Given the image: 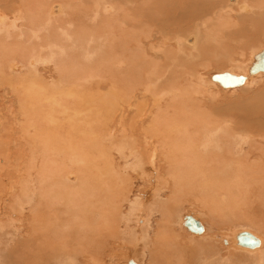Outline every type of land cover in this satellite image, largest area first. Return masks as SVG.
Listing matches in <instances>:
<instances>
[{
    "label": "bare ground",
    "instance_id": "bare-ground-1",
    "mask_svg": "<svg viewBox=\"0 0 264 264\" xmlns=\"http://www.w3.org/2000/svg\"><path fill=\"white\" fill-rule=\"evenodd\" d=\"M139 26L143 29L137 30ZM262 35L264 0H0V89L9 90H2L0 95V135L17 130L20 138L30 142L26 144L27 153L23 151L26 158L21 159L8 153L16 144L4 155L6 145L0 141V150L4 151L3 155L0 152V218H7L0 222V230L5 228L15 237L21 232L23 247L36 250L29 257L24 247L14 264H42L47 259L53 264L93 262L95 256L86 260L78 254L85 245L86 249L91 247L98 230L110 226L115 212H120V201L126 199L131 181L126 180V170L135 172L129 173L136 174L139 180L152 182L150 190L155 188L154 196L162 200L164 189L155 183L160 173L155 161L157 150L164 154L167 151L166 171L173 179L171 184L180 182L177 189V184L171 188L176 195L171 193L169 203L179 197L177 192L187 188L194 194L198 192L202 202L205 200L201 205L208 202L210 208L214 205L221 213L226 210L235 215L242 211L245 217L251 214L264 227V89L256 90L247 100L243 98L245 101L223 104L212 95L210 88L214 86L209 82L219 85L212 76L209 79L212 70H226L224 73L245 78L237 88L219 85L222 90L248 86L254 76L264 74H250L255 56L264 50L260 49ZM84 37L89 41L85 42ZM102 41L108 49L120 45L122 49L118 46L117 50H121L123 58H116L118 52L114 57L116 49L111 52L107 48L111 56L95 57ZM168 45L176 52L169 49L159 55L160 48ZM128 47L137 52L131 53ZM78 51L84 52L81 55ZM135 68L145 73L142 84L130 74L135 71L139 76ZM103 74L110 76L109 82ZM117 74L123 84L118 83ZM103 78L108 88L100 84ZM132 84L144 87L140 94H134L136 85ZM119 87L131 95L112 90L104 98V92ZM148 94H152L150 102ZM143 112V122L134 119ZM127 116L130 137L126 134L121 142H129L130 147L119 146L123 174L120 167L116 169L111 155L103 153L102 145L105 137L112 139L110 131H117L110 123L115 120L125 125ZM134 120L142 128L146 124L142 131L145 140L155 144L148 153L135 145L139 125ZM3 136L0 137L14 138H9L14 134ZM16 146L22 145L19 142ZM147 158L150 166L146 165ZM73 175L76 180H69ZM179 185L184 188L181 190ZM163 203H158L161 208ZM130 204L127 215L133 216L140 211V204ZM187 216L203 227L200 234L190 233L202 235L205 228L200 219ZM132 230L137 233V228ZM161 232L154 234L150 251L165 256L167 264H186L185 251L180 255L173 248L177 237L168 229ZM240 232L232 237L230 248L252 252L263 246L262 237L249 231L245 232L257 238L259 246H239L236 236ZM88 235H96V240ZM211 240L212 236H207L206 247L200 245V262L225 264L228 255L219 262L214 256L218 250L210 245ZM139 241L136 234L135 243ZM135 243L127 246L128 251L136 250ZM168 253L172 257L167 256V260ZM231 255L233 261L240 260L234 252Z\"/></svg>",
    "mask_w": 264,
    "mask_h": 264
},
{
    "label": "rangeland",
    "instance_id": "rangeland-1",
    "mask_svg": "<svg viewBox=\"0 0 264 264\" xmlns=\"http://www.w3.org/2000/svg\"><path fill=\"white\" fill-rule=\"evenodd\" d=\"M60 4H62V3H60ZM54 5H59V2L52 4V6H54ZM60 6H62V5H60ZM226 9L228 10V8H226ZM232 13H235V12L232 11ZM136 29L137 30H140V29H143V27L139 26ZM90 32H92V31H90ZM263 36L264 35H262V37ZM262 37L260 36V38H262ZM84 41L86 42V41H89V40L87 38H85ZM259 41H261V40L259 39ZM263 41H264V37L262 38V42ZM102 42H103V44L100 42L101 45L99 43L97 45L98 49L101 50V51H97V54H96L95 57H97V58L99 57V59L100 58L101 59L106 58V56L107 57L108 56H111L112 55L111 52H113L115 49H116L115 52H113L114 57H116V52H118L117 56H119V57H116V58H121L122 57V56H120V54H122L120 52L121 50L120 51L117 50V49H119L118 46H120V45H117V47H111V46H109L110 49H108V45L105 44V41H102ZM188 44H189V42H188ZM262 44L263 45L260 47V49H264V43H262ZM100 46H101V48L104 49V52L100 48ZM106 48H107L108 51L111 50V52L106 51L105 50ZM120 49H122V47ZM160 49L161 50H159V55H163V53L166 52V51L168 52L169 49L172 50L171 51L172 53L176 52V48H171V46H169V45L166 46V47H162ZM84 51H85V49H84ZM84 51H78V52L81 54ZM130 51H131V53H133V51L137 52V50H135L134 48H132V50L130 49ZM98 52H100V53H98ZM107 52L110 55L109 54L106 55ZM102 53H105V54H102ZM131 53H130V55H131ZM138 54L140 55V51L138 52ZM74 59H76V57ZM145 61H146V63H150V61L147 58L145 59ZM135 69L137 70L138 68H135ZM137 71L139 72V76L140 77L138 76L137 72H135V71L134 72H130V74H131V76H133V79H136L137 78L138 80H140V83L142 84L143 81H144V74L145 73H142L143 71H141V70H140L141 72L139 70H137ZM225 71L226 70H224V71L223 70L222 71L212 70L210 72V74H209V79H210V77L212 75L218 74V73H221V72L224 73ZM247 71H248V69H247ZM119 74H117L118 75V78H119L118 79V81H119L118 83L123 84V82H122V80L120 78V75L121 74L120 75ZM22 75H25V73L22 72ZM102 76H105L106 78L107 77L109 78V80L107 79L108 80L107 82L110 81V76H107L106 74H103ZM123 76L126 79H130V78H128L129 75H123ZM123 76H121V77H123ZM134 76H135V78H134ZM11 77H12V75H11ZM16 77H17V79H19V77H21V76H16ZM6 79H7V77H6ZM100 81H102V79ZM127 81H129V80H127ZM209 82H210V84H213V86L215 87L214 88V87L211 86V88L210 87L209 88H210V91H212L211 93H212V95H214V97L216 98V100H218V102H220V103L228 104V103L233 102V101H236V100L237 101L238 100L245 101V100H247L246 99L247 97H248V99H249V97L251 98L252 93L255 94L257 92L256 90H259L260 91V90L264 89V74H261V75H258V76H254V78L252 79V81L249 83L250 85L248 84V86H243L242 88H239V89L222 90L220 88V86L217 85L216 83H212L211 80ZM100 84L101 85H104L105 84V79L104 78H103V81L100 82ZM146 84H147V82H146ZM132 85L135 86L136 84H132ZM108 86H110V85L107 84L105 87L108 88ZM2 88H4V86H2ZM142 88H144L142 85L141 86H139V84L136 85L135 86V89H134V94H136V95L140 94V91L142 90ZM5 89L6 88H4V90L3 89H0V95H2L1 94L2 90L4 92ZM117 89H111V90H108L107 89L108 91L106 93L104 92V94H105L104 95V98L108 97L107 96V95H109L108 92L111 91L110 93H112V90H113V93L114 92L115 93L120 92L121 94L122 93H126L127 95H131V94L128 93L127 90L124 89V87L123 88H120L119 87ZM99 91H100L99 94L100 93H103L101 90H99ZM6 92L8 93L9 90L6 89ZM151 95L152 94H148L146 96L149 99V102H150V97L149 96H151ZM102 96H103V94H102ZM10 97H12V96H10ZM100 97H99V95H97V98H100ZM139 97H141V96L139 95ZM252 97H253V95H252ZM243 98L245 100H243ZM147 102H148V100H147ZM4 103L6 105V102L5 101H1V104L2 105H4ZM127 105L128 104L126 103L125 108H127ZM131 109H133V108H131ZM146 112H145V114H146ZM139 114H141V113H139ZM143 115H144V112L139 117H137V115H135V118L134 119L137 118L138 121H140V122L142 121L143 122L144 121V118H143L144 116ZM145 119H147V117H145ZM127 120H128V116H127ZM129 121H130V118H129L128 122L126 121L125 125H122L123 122L122 123H118L119 121H115V120H114V122H112V124L110 123V127L111 126H114V128H116V130H117V131H115V130L110 131V132H112V133H110V137L113 136L115 138L113 139V137H112V139H109V138L105 137L106 139L104 140V144L102 145V146H104L103 153H105V151H107L108 154L111 155V157L113 158V162L115 163V166H117L116 169L118 167H120L118 169H119V171L121 170V172H122V167H123L124 164H122V160H121V157L119 155L120 154L119 146L122 145L125 148L130 147V146H128L130 144L129 142H127V143L124 142L125 144L121 142V138L124 137L126 134H127L126 135L127 138L130 137L128 135V131H127L130 128V122ZM136 121L134 120V123L135 124L138 122V121L137 122ZM146 121H148V120H146ZM117 124H121V125H117ZM138 125L136 124V126H138L140 129L138 127H136V128H138L139 134L137 136L138 137V140H137L138 142L137 141H134L135 142V145L137 147L139 146L138 148L140 150L146 149V151L148 153L150 151V149H153L151 146H155V144H153L150 139H149L150 141L145 140L146 138H145V135L142 133V131L145 130L146 124H145V126L143 128L140 126V124H138ZM127 126H129V127H127ZM110 127H109V129H110ZM124 130L126 131V133H125ZM16 131H14V133H12V134H10V133L8 134V135H13L14 134V136H9L10 139L12 137H14L13 140L12 139L9 140V139H6V138H3L2 139L0 137V141H3V144L6 145L5 146L6 148L3 145L4 150L5 151L7 150L5 153H4V151L1 152L2 150H0V152H1L2 155H3V153H4V155H7V152L9 151L8 149H11V145L12 144L18 145V143L20 142V144L22 145L21 147L20 146H16V145H15V147H13L14 145H12V150H10L11 152L9 151L8 153H14V156L15 155L16 156L19 155V157L21 156L20 158L22 159L23 157H25L24 156V152L27 153L26 151H27L28 146L26 144L28 142V139L27 140H25V139L23 140V138H20V134H18ZM105 132H107V131H105ZM111 134H112V136H111ZM142 134L144 135V136H142L143 137L142 138L143 141H140V140H142L141 139V135ZM1 135L3 136V133H1ZM4 135H5V133H4ZM8 135L6 134L3 137H6V136L8 137ZM16 135H19L20 140H22V142L24 141L26 143L25 144H22V142L19 140V138H17ZM139 135H140V138H139ZM107 136L109 137V133L107 134ZM15 138H17V139H15ZM132 139L134 140V138H132ZM16 140H18V141H16ZM118 141H120V142H118ZM168 141L171 142L172 140H169V138H168ZM5 142H7V143L5 144ZM130 142H132V141H130ZM140 142L141 143H145V144H141ZM160 142H161V140H160ZM166 142H167V139H164V143H166ZM28 143H30V142H28ZM7 144H9L10 146H8ZM144 145H146L147 147H145ZM23 149H26V150H23ZM127 149H129V148H127ZM15 151L17 152V154H16ZM157 154H158V156L156 155L157 157H156V160L155 161L157 163V172H160V173H158V176H157V179L155 180V183L158 186L161 185V187L164 189L163 190L164 192L162 191V193H161L162 200H160V198H157L156 196H154L155 195L154 194L155 188H152L150 190L149 187L150 186H154L152 182L148 183V180L147 179L146 180H139L138 178H136V174L133 175L135 172L133 173L132 170H130L131 173H133V174H131V173H129L130 172L129 170H126V173H127V175L125 174L126 175V178H127V176L129 177V179L127 178L126 180H128V181L131 180V181H130V184L128 186V189L126 190V196H125L126 199H124V201L122 200V202L120 201V203H121L120 204V207L121 208H120V212L118 211L119 214L117 212H115L116 214L113 216L115 218L113 219V223H111L110 226H108L107 228H102V229H99L98 230L97 238H96V235L93 236L94 234L91 235V236L88 235L89 238L92 237L93 240H96L97 239L93 245L90 242V244H91L90 246L91 247L88 246L89 243L87 244V247H89L88 249H90V252L91 253L88 251V249H86V245L82 241L83 245H85V246L83 247L82 252H80L78 254V257L80 259H83L84 258V259L88 260V258H92L93 256H95V257H93L94 258L93 262H91L92 260L91 261L89 260V261H86V264H128V262L130 260H133L135 263L137 262L136 264H167V262L165 263V261H166L165 256H163V255H157V253L151 252L150 249L153 246L152 243H153V240H154V237H155L154 234H156V231L160 232L162 230L161 233H163L165 231V229H168L169 232L173 233L175 235V237H177V240L174 241L173 248L176 249L180 255H182L183 252L185 251V254H183V255L184 256H186V255L188 256V257H185V259H184V262H185L186 258H188V260H186V262H185L186 264H196V263L197 264H202L200 262V260H199L200 259V252L203 249L201 247L204 246V248H205L206 247L205 245H207V243H206V237L207 236H212V239L213 240H211L210 245H214L217 248L218 252L214 256L219 260V262H221V261L224 262L225 255L226 256L228 255L227 258H226V261H225L226 263H228L230 261L229 259H231V261L228 264H231V263H233V264H257V262H258V264H264V261H263V259H264L263 258L264 257V242L262 244L263 245L262 246L263 248L260 247L258 250H255V251H252V252L251 251H247V250H241V249H238V248H236V249L235 248L234 249L230 248L231 247L230 244H231V242H233L232 241V237L234 236L235 233L240 232V231H249V232L256 233L258 236L262 237V239L264 241V227H262L261 223H258L259 220H257L256 218H254V216H252L251 214H250V216H252V217H250L248 214H246L247 217H245V213H242V211L241 212L239 211L237 213L235 212L236 214L234 215V213H231L230 214V213H228L225 210L224 213L222 212L223 213L222 214L219 210H217L218 209L217 207H216L217 209L213 207L214 205H212L211 208H210V205L211 204H207L208 202H206L205 204L201 205L205 200H203V202L201 201L203 198L201 199V197H200V195H198V192L197 191H196L197 193L194 194L195 191H191V192H193V193H191V192L188 191L187 188H185V191L182 190V188H184L183 187L184 186L183 183H182L183 186L182 185H179V186H181L179 188L182 190L180 193L177 192V194H180L179 197H177L178 196L177 195L176 196L177 198L175 200V198H174L175 196L174 195L172 196V198H174V200L177 203L174 200H173L172 203H169V202H171V201L168 202L169 197L171 198V193L173 194V192H174V194H175V191H176V190L175 191L173 190V192H172V189L171 188H173L177 184V186L175 188V189H177L178 183L180 184V182L176 183L177 181H175V185L173 186V183L171 184V182L173 181V179L171 178V180H172L171 181L169 179L170 177L167 175V173H169V172H167V171H169V168H168V165H167L168 164V161H167L168 160V156L166 155L167 154V151H166V154H164L161 150H157ZM146 156H145V158H146ZM147 160H148V158L146 159V165L150 166L149 165V162H148L149 160L148 161ZM10 163L13 164L14 161L11 159L10 160ZM148 166H147V168H148ZM166 166H167V168H166ZM4 170H5V172H7L6 169H4ZM165 174H166V176L164 177ZM11 176H14V173H12ZM73 176H75V177H73ZM73 176H72V178L70 177L69 180L75 181L77 177H76V175H73ZM160 178L165 182V184H164V182H162V180ZM10 180L8 182H10ZM171 185H172V187H171ZM157 193H160V192H157ZM197 196H198V198H197ZM156 198L158 199V202H157V199ZM161 201H162V203H163V201L165 202V203H163V205L164 204L165 205L164 206L162 205L163 206L162 208H164L165 206H168V205L171 206V204H172L173 207H169V206L166 207V210H167V208L169 210H173V211H170V213L172 212L171 213L172 215L169 213V210H168V214H167V212H165L166 210L165 211H164V209L162 210L161 206L159 205V204H162V203H160ZM134 202H139V204H140V211L134 213L133 216L130 215L131 216L130 217L127 214H129V212H130L129 210H130V207L132 205L130 203H134ZM166 202H167L168 205L166 204ZM157 205H159V207ZM204 206H206V207L204 208ZM25 210H26V208H25ZM26 211H24V212H26ZM190 214L191 215H194L195 217H197L198 219H200L201 223L203 224L205 230H204V233L202 235H200V236L193 235L192 233H190V231L186 230V228L182 225V223H183V220L182 219L185 216L190 215ZM243 214H244V217H243ZM164 215H167V216H164ZM169 216H170V218H169ZM239 216H241V217H239ZM1 217L2 218H0V222H3V220L5 222L7 218H4L3 216H1ZM23 217H24V215H23ZM128 217L130 218V221H129ZM246 220H247V222H246ZM122 221H124V222H122ZM125 221H126V224H125ZM124 225H126V226H124ZM132 228H135V229L137 228V233L135 231H133ZM7 231L8 230L5 229V228H4V230H0V264H14L15 263V258L19 256V254L22 252V250H23L24 247H25V251L28 252V256L29 257H30L29 254L34 255L36 253V250L30 251L29 250L30 247H27V246H24L23 247V245H25V244L20 240L21 232L16 235V237H17L16 238L12 234L9 235L8 234L9 232H7ZM24 232L27 234V229H24ZM138 232H140V233H138ZM136 234H137L138 240L141 241V242L139 241L141 243L140 244L141 247L138 245L139 242H138V244L135 243V235ZM104 235H108L109 237L108 236H104ZM132 235H134V236H132ZM203 236L205 238H203ZM150 242H152V243H150ZM74 243L75 244L76 243L79 244L80 242L79 241H75ZM134 243L138 245L136 247V250H133V251H130L129 250L128 251V249H127L128 247L127 246H133L132 244H134ZM202 243L204 245H202ZM96 244H97V246H95ZM177 245H180V246L178 248H176ZM200 245H201V247H200ZM93 246H95L94 247L95 248V251H94V248H92ZM189 248H191V249H189ZM232 252H234V255H235L234 257H237V259L239 258L240 260H235L234 259V261H233L232 260V255L229 256V253H232ZM26 255H27V253H26ZM88 256H90V257H88ZM167 256L172 257V255L170 253H168V255H166V257ZM169 257H167V260H168ZM47 260L44 261L42 264H53L51 262H47ZM27 262H24V264L27 263ZM168 263L170 264V262H168ZM67 264H73V263H67ZM210 264H211V262H210Z\"/></svg>",
    "mask_w": 264,
    "mask_h": 264
},
{
    "label": "water",
    "instance_id": "water-1",
    "mask_svg": "<svg viewBox=\"0 0 264 264\" xmlns=\"http://www.w3.org/2000/svg\"><path fill=\"white\" fill-rule=\"evenodd\" d=\"M258 72L264 73V50L259 52L255 56V63L250 68V74L254 75ZM212 81L217 82L222 88L231 89L237 88L243 85L245 78L243 76H233L229 73L215 74L211 77ZM184 226L192 233L200 234L203 232L202 225L195 221L191 216L184 218ZM236 242L239 246L254 249L259 246V241L253 235L248 232H240L236 236ZM128 264H135L133 261H129Z\"/></svg>",
    "mask_w": 264,
    "mask_h": 264
}]
</instances>
